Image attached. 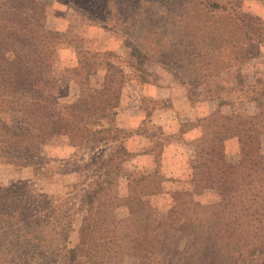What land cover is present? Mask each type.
Listing matches in <instances>:
<instances>
[{
	"label": "trees",
	"instance_id": "obj_1",
	"mask_svg": "<svg viewBox=\"0 0 264 264\" xmlns=\"http://www.w3.org/2000/svg\"><path fill=\"white\" fill-rule=\"evenodd\" d=\"M32 2L24 13L13 0H0V153H18L20 159V154H35L46 141L59 137L67 138L74 147L81 143L119 142L103 164V188L97 203L85 208L79 242L68 249L66 264H120L126 256L135 257L138 264L180 263L175 246L177 233L192 237L189 243L195 254L183 258L184 264H194L201 251L214 254L213 264H250L264 257V79L238 93L220 87L217 109L199 121L202 137L195 145L200 175L190 181L191 189L173 193L175 204L166 219L154 228H137L131 219H125L118 233L108 239L101 233L99 214L117 198L116 181L128 151L120 138L123 130L113 124L106 128L104 123L113 122L117 116L127 75L117 64L101 63L99 53L80 49V45L75 47L77 66L54 75L60 63L58 46L65 37L46 28L43 3ZM104 2L97 9L111 11L110 0ZM205 2L207 11L193 12L199 26L201 21L210 22L219 10L226 15L219 31L204 35L210 44L220 42L218 53L224 58V68L231 60L253 56L233 35L241 31L260 45L264 20L243 13L234 15L227 5ZM186 16L190 18L188 13ZM210 52L202 56L213 57L216 49ZM142 57V52L133 46L132 58ZM98 65L107 69L102 86L95 88L90 75ZM66 78L79 88L77 99L69 104L63 103L60 95V83ZM244 104H254L257 111L244 112L240 109ZM231 139H237L240 146V159L235 164L226 154V143ZM127 179L130 198L162 192L164 179L157 174L139 173ZM207 192L217 197L212 205H203L198 199ZM28 193L26 183L0 187L2 264H12L20 245L27 249L45 243L41 234L44 221L38 211V204L43 202Z\"/></svg>",
	"mask_w": 264,
	"mask_h": 264
},
{
	"label": "rangeland",
	"instance_id": "obj_2",
	"mask_svg": "<svg viewBox=\"0 0 264 264\" xmlns=\"http://www.w3.org/2000/svg\"><path fill=\"white\" fill-rule=\"evenodd\" d=\"M32 1L13 0V4L26 13ZM34 1L43 3L46 28L60 32L65 37L58 46L60 63L54 69V75L60 76L63 70L77 66L75 47L78 45L80 49L99 53L101 63L111 61L120 66L127 75L120 106L115 120L106 121L104 126L109 128L113 124L115 128L123 130L120 138L125 144V140L133 134L119 127V119L123 118L121 113L126 108L129 114H136L137 121H143L139 131H143L154 143L157 157L152 170L145 167L140 169L144 164L135 162L134 154L128 152L126 155L121 165V175L116 181L117 198L99 214L102 235L109 239L118 233L119 224L125 219H131L137 228L156 227L158 222L166 219L175 204L173 193L191 189L190 181L199 177L200 167L197 147H191L189 175L185 173L184 178L168 176V168L162 162L161 153L163 145L172 138L164 136L162 126L156 124L154 110L162 107L171 110L174 114L169 118L170 123L183 125V131L195 124L199 125L200 120L217 109L220 87L225 86L238 93L245 86L255 84L256 80L264 79V39L257 45L241 34V31H237L233 37L240 42L243 50L248 49L253 56L231 60L224 68V58L218 53L220 42L217 40L215 44H210L204 35L219 31L226 15L219 10L207 24L201 21L202 27L193 19V12L197 9L208 10L205 0H187L188 3H185L186 0H110L111 11L97 9L105 0ZM208 1L227 5L234 15L243 13L264 20V0ZM133 46L144 57L132 58ZM213 48L216 49L213 57L202 56L211 53ZM198 53L200 57L195 58L194 55ZM106 69L105 65H98L92 72L90 82L93 87L102 86ZM146 84L175 85L185 89L188 102L198 110L200 117H195V122H184L190 117L188 107L185 108L188 112L178 117L180 115L177 116L174 103L169 99L156 101L140 93ZM78 93L79 88L75 83L67 78L61 81L60 95L63 103L74 102ZM137 107L145 111L143 120L138 116ZM240 109L248 114L257 111L254 104L241 105ZM107 142L99 145L81 143L74 147L67 138L59 137L46 141L35 154H20V159L17 158L18 153H0V187L26 183L29 196L37 202H43L42 205L38 204V211L44 221L45 230L41 234L45 243L31 245L27 249L20 245L12 264H66L68 249L79 242L85 208L91 203H97L103 188V164L119 143L111 140ZM261 146L264 154V136L261 138ZM226 154L230 162L238 163L240 146L237 139L227 141ZM139 173L157 174L158 178L164 179L162 192L154 196L130 198L127 176ZM198 199L203 205H212L217 201L212 192ZM1 234L0 228V264ZM190 239L191 236L176 234L175 246L180 252L177 259L182 261H174V264H184L183 258L195 254L190 247ZM263 258L260 256L250 264H262ZM213 261V253L201 251L194 264H213ZM138 263L135 257L130 256L120 262Z\"/></svg>",
	"mask_w": 264,
	"mask_h": 264
},
{
	"label": "crops",
	"instance_id": "obj_3",
	"mask_svg": "<svg viewBox=\"0 0 264 264\" xmlns=\"http://www.w3.org/2000/svg\"><path fill=\"white\" fill-rule=\"evenodd\" d=\"M164 86L163 84H146L140 89V93L156 101L169 99L174 103L176 114L177 116L178 114L180 115L178 117H183L184 115L182 114L189 111V120L184 122H195V117H200V115L198 110L188 102V98L184 91L185 89L183 90L175 85L172 87ZM186 106L188 107V111L185 109ZM137 109L140 120H143L142 115L145 112L144 109L140 107H137ZM133 112L135 113V111ZM178 112H181V114ZM121 114L123 118L119 119V127L133 133L125 140L127 151L134 154L135 162L144 164V166H140V169L145 167L152 170L157 156L153 148L154 143L152 140L146 136L143 131H139L143 121H137L136 114H129L126 108ZM153 114L154 118H156V124L162 126L164 136H169L170 139L172 138L163 145L161 153L162 162L165 167L168 168V176L184 178L185 173L186 176H188L191 147H195V142L202 137V128L198 124H195L188 130L183 131V125L170 123L169 118L171 119L174 113L165 107L154 110Z\"/></svg>",
	"mask_w": 264,
	"mask_h": 264
}]
</instances>
